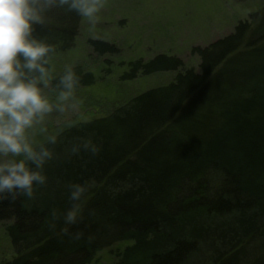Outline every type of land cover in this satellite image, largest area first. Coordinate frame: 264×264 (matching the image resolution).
<instances>
[{
    "label": "trees",
    "instance_id": "16d2710c",
    "mask_svg": "<svg viewBox=\"0 0 264 264\" xmlns=\"http://www.w3.org/2000/svg\"><path fill=\"white\" fill-rule=\"evenodd\" d=\"M42 15L31 36L50 46L49 72L52 57L73 47L81 16L59 5ZM89 44L117 52L114 43ZM193 51L198 72L164 53L130 61L123 79L175 76L33 147L51 153L39 169L25 160L46 180L31 197L0 194L13 249L0 264H89L115 244L112 264H264V9ZM71 69L74 88L95 82L93 72ZM77 184L85 191L73 201ZM73 208L77 221L66 225Z\"/></svg>",
    "mask_w": 264,
    "mask_h": 264
},
{
    "label": "rangeland",
    "instance_id": "374dc122",
    "mask_svg": "<svg viewBox=\"0 0 264 264\" xmlns=\"http://www.w3.org/2000/svg\"><path fill=\"white\" fill-rule=\"evenodd\" d=\"M264 9V0H103L99 21L90 25L81 17L73 47L52 57L48 83H38L52 111L25 130L32 147L53 137L69 125L111 112L134 95L170 82L175 71L139 74L123 79L129 62L149 60L159 53L176 56L185 68L198 70L199 57L193 48L205 47L230 34L238 21ZM114 43L117 52L98 54L89 40ZM79 65L94 73L91 85L73 88L72 95L58 100L61 91L51 88V80L67 67ZM61 108L63 110H61ZM24 159L23 154L0 155V162ZM119 244L98 252L89 264H112ZM13 249L0 222V262L10 260Z\"/></svg>",
    "mask_w": 264,
    "mask_h": 264
},
{
    "label": "clouds",
    "instance_id": "9594fccd",
    "mask_svg": "<svg viewBox=\"0 0 264 264\" xmlns=\"http://www.w3.org/2000/svg\"><path fill=\"white\" fill-rule=\"evenodd\" d=\"M54 5L67 6L94 26L99 21L103 0H0V155L24 156V159L0 162V194L7 192L13 199L17 193L31 197L34 182L43 184L46 180L41 172L27 167L25 160L39 169L51 153L45 148L36 152L27 141L25 130L53 108L38 87V83H48L44 65L51 49L31 33L33 25L43 21L42 13ZM25 70L38 72L39 76L29 77ZM75 82L74 72L67 67L60 77L63 90L58 100H67L72 95ZM92 151L97 149L93 147ZM84 191V186L73 185L70 198L77 201ZM77 216L78 209L68 210L64 216L66 225L76 223ZM63 230L66 232L67 227Z\"/></svg>",
    "mask_w": 264,
    "mask_h": 264
}]
</instances>
